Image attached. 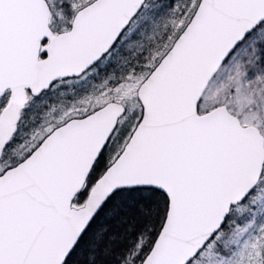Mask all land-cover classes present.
Returning <instances> with one entry per match:
<instances>
[{
	"label": "snow or ice",
	"instance_id": "6c2138e0",
	"mask_svg": "<svg viewBox=\"0 0 264 264\" xmlns=\"http://www.w3.org/2000/svg\"><path fill=\"white\" fill-rule=\"evenodd\" d=\"M0 264H264V0H0Z\"/></svg>",
	"mask_w": 264,
	"mask_h": 264
}]
</instances>
